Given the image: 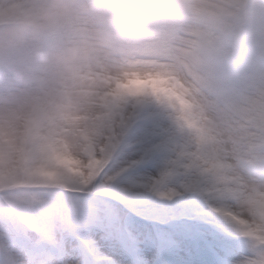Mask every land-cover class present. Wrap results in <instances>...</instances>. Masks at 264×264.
I'll return each mask as SVG.
<instances>
[{
    "label": "snow or ice",
    "instance_id": "obj_1",
    "mask_svg": "<svg viewBox=\"0 0 264 264\" xmlns=\"http://www.w3.org/2000/svg\"><path fill=\"white\" fill-rule=\"evenodd\" d=\"M182 8L176 47L150 87L90 101L74 123L34 132L18 109L15 72L0 68V264H92L84 233L98 216L89 194L126 198L139 188L172 199L170 177L239 224L252 252L245 264H259L264 222L245 213L264 221V0ZM137 143L145 145L137 159L117 161ZM156 153L157 178L119 185Z\"/></svg>",
    "mask_w": 264,
    "mask_h": 264
},
{
    "label": "clouds",
    "instance_id": "obj_2",
    "mask_svg": "<svg viewBox=\"0 0 264 264\" xmlns=\"http://www.w3.org/2000/svg\"><path fill=\"white\" fill-rule=\"evenodd\" d=\"M188 2L0 0V68L15 72L22 90L18 109L32 130L74 123L77 110L98 98L148 89L149 75L176 47ZM16 123L24 126L23 115ZM245 215L264 222L250 211ZM223 218L241 235L239 224Z\"/></svg>",
    "mask_w": 264,
    "mask_h": 264
},
{
    "label": "rangeland",
    "instance_id": "obj_3",
    "mask_svg": "<svg viewBox=\"0 0 264 264\" xmlns=\"http://www.w3.org/2000/svg\"><path fill=\"white\" fill-rule=\"evenodd\" d=\"M144 148L145 145L139 143L134 144L131 148H124L119 154L118 162L137 159ZM141 165L143 166L142 171L123 179L125 187H129L132 181L157 178L163 167V156L159 153L150 155L141 162ZM166 188L175 189L178 194L172 199H167L151 191L134 189L136 195H132L133 202L127 211H121L120 206L116 207L110 203L93 204L92 201H89L98 216V222L88 227L84 233L85 238L92 245L90 249L92 264H154L151 261L150 252L144 251L148 248L147 244L151 243L149 245H151L152 252L155 246L154 238L148 227L136 225L138 220H151V218L166 220L170 217L188 215L198 221L209 220L214 224H219L218 227L228 229L233 234L237 233L227 220L210 209L207 194H202L199 191H185L181 187L180 178L177 177H170ZM122 212H125V216ZM195 228L194 223L184 221L181 222V226L162 229V235L167 243L178 251L179 264H201L190 244L191 235L195 234ZM141 244L143 245L140 246ZM136 246L140 247L143 252L140 261L135 260L131 253V249H135ZM158 247L155 248L152 257L167 252L164 245L158 244ZM236 249L241 251L234 254L232 252L228 259L220 258L218 260L215 256L213 263L209 262V264H237L252 255L248 241Z\"/></svg>",
    "mask_w": 264,
    "mask_h": 264
}]
</instances>
